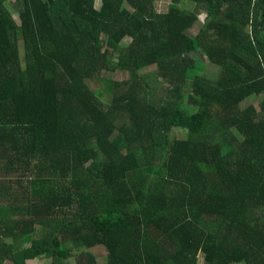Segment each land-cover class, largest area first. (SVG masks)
Listing matches in <instances>:
<instances>
[{"label": "trees", "instance_id": "trees-1", "mask_svg": "<svg viewBox=\"0 0 264 264\" xmlns=\"http://www.w3.org/2000/svg\"><path fill=\"white\" fill-rule=\"evenodd\" d=\"M5 1L0 264H264V0Z\"/></svg>", "mask_w": 264, "mask_h": 264}, {"label": "rangeland", "instance_id": "rangeland-1", "mask_svg": "<svg viewBox=\"0 0 264 264\" xmlns=\"http://www.w3.org/2000/svg\"><path fill=\"white\" fill-rule=\"evenodd\" d=\"M168 2L169 0H156L155 2V6H156V9L158 11H165L167 9V6H168ZM190 5V7H192V4L188 3ZM100 5V0H95V6L96 7H99ZM129 42V39L128 38H125L123 40V43L126 44ZM198 57L199 59H202L204 61V64H203V68H204V73L210 75V74H214L218 71V67H216L215 65L209 63L208 61H206V58L203 57L198 54ZM155 68L154 66H148L146 68H144L142 70L143 74L150 80V84L153 86V88L155 89L154 92L156 94H161L162 93V88L163 86H165V84L163 82H161L160 80H158L157 78V75L155 73ZM105 75H112L114 78H117V79H121L125 76V74H121V72L117 71V72H108V71H105L104 72ZM248 102H253L254 105L257 106V101L255 100V97H250L249 99H247L246 101H244L242 103V105L248 103ZM181 132V134L183 135L184 132L179 130ZM28 173L26 174H21V173H18L16 177L18 178H21V177H24L26 176ZM13 187H18L19 185L18 184H11ZM83 250H86L85 248L83 247H80V248H74V251H75V254L76 253H79ZM90 251L94 254V257H95V260H96V264H106V259H107V256H106V251L101 248V247H94V248H91ZM202 261H203V256L201 254H198V262L199 264H202ZM5 264H12L11 262L9 261H6ZM26 264H51V258H47V257H44V256H40V257H37V258H34V259H28L26 260Z\"/></svg>", "mask_w": 264, "mask_h": 264}, {"label": "crops", "instance_id": "crops-1", "mask_svg": "<svg viewBox=\"0 0 264 264\" xmlns=\"http://www.w3.org/2000/svg\"><path fill=\"white\" fill-rule=\"evenodd\" d=\"M5 7L9 10L11 13L13 19L19 23V12H18V7L15 3V0H6L4 2ZM254 97V96H253ZM255 100L257 101V97H255ZM256 106V105H255ZM258 106V105H257Z\"/></svg>", "mask_w": 264, "mask_h": 264}]
</instances>
